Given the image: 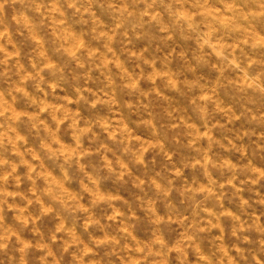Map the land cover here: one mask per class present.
<instances>
[{"label":"clouds","instance_id":"9594fccd","mask_svg":"<svg viewBox=\"0 0 264 264\" xmlns=\"http://www.w3.org/2000/svg\"><path fill=\"white\" fill-rule=\"evenodd\" d=\"M0 264H264V0H0Z\"/></svg>","mask_w":264,"mask_h":264}]
</instances>
